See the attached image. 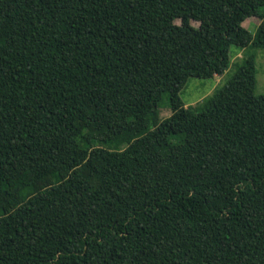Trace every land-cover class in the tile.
Here are the masks:
<instances>
[{
    "label": "trees",
    "instance_id": "obj_1",
    "mask_svg": "<svg viewBox=\"0 0 264 264\" xmlns=\"http://www.w3.org/2000/svg\"><path fill=\"white\" fill-rule=\"evenodd\" d=\"M231 46L264 0H0V264H264L253 55L180 97Z\"/></svg>",
    "mask_w": 264,
    "mask_h": 264
},
{
    "label": "rangeland",
    "instance_id": "obj_2",
    "mask_svg": "<svg viewBox=\"0 0 264 264\" xmlns=\"http://www.w3.org/2000/svg\"><path fill=\"white\" fill-rule=\"evenodd\" d=\"M258 21L259 19L256 16H252L245 19L243 24L254 33ZM175 23L180 22L176 20ZM191 24L197 26L198 22L191 21ZM231 53V63L223 73L216 74L211 78L190 77L187 79L180 91V97L186 104L196 105L202 103L205 98L209 97L216 89L222 86L235 72L237 65L241 64L251 55H253L256 79L254 92L255 94L264 93V47L248 46L238 50L236 47L231 46ZM158 109L160 118H164L170 113L166 92L162 93L158 101Z\"/></svg>",
    "mask_w": 264,
    "mask_h": 264
}]
</instances>
